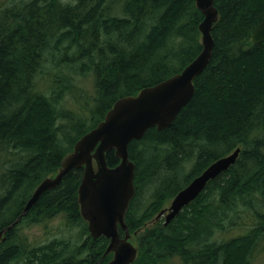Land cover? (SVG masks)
Wrapping results in <instances>:
<instances>
[{
	"label": "trees",
	"instance_id": "obj_1",
	"mask_svg": "<svg viewBox=\"0 0 264 264\" xmlns=\"http://www.w3.org/2000/svg\"><path fill=\"white\" fill-rule=\"evenodd\" d=\"M214 6L211 58L190 100L168 127H150L128 144L135 192L124 221L137 248L130 264H250L264 248V42L250 37L264 0ZM202 18L194 0L0 1V229L116 99L181 71L199 53ZM88 76L91 86L81 85ZM236 147V161L169 223L155 219ZM105 160L119 162L113 149ZM81 177L82 167L70 170L6 231L0 264L109 260L108 239L92 238L80 215ZM53 218L61 235L45 224ZM26 220L44 222L40 236L22 232Z\"/></svg>",
	"mask_w": 264,
	"mask_h": 264
},
{
	"label": "water",
	"instance_id": "obj_2",
	"mask_svg": "<svg viewBox=\"0 0 264 264\" xmlns=\"http://www.w3.org/2000/svg\"><path fill=\"white\" fill-rule=\"evenodd\" d=\"M203 15L198 24L201 50L179 72L142 87L136 94L119 97L106 111L101 121L81 135L72 150L66 153L53 176H46L33 189L21 214L13 222L0 229V241L5 233L24 215L46 190L57 186L62 177L73 168L82 167L78 186V202L81 217L87 223L92 238L104 236L108 243L103 255L112 253L103 264H130L137 248L129 240L130 233L124 215L135 188L134 162L129 158L128 144L139 140L150 127L157 130L168 127L180 109L194 92V79L207 66L214 46L211 34L218 17L214 0H194ZM253 43L264 42V18L252 29ZM114 150L119 162L108 166L105 153ZM240 147L212 161L188 184L179 189L162 208L155 219L163 217L169 223L182 209L194 200L207 183L227 170L237 159ZM119 229L123 231L120 235ZM93 264H100L98 261Z\"/></svg>",
	"mask_w": 264,
	"mask_h": 264
},
{
	"label": "rangeland",
	"instance_id": "obj_3",
	"mask_svg": "<svg viewBox=\"0 0 264 264\" xmlns=\"http://www.w3.org/2000/svg\"><path fill=\"white\" fill-rule=\"evenodd\" d=\"M1 1V0H0ZM90 77H81L78 81L81 85L83 86H91V82H90ZM169 203V201H167L164 206H167ZM162 218V219H161ZM59 218H53L49 221H47L45 224L46 225H49L50 228H51V231L53 232V236H56L55 233H58L59 235H61L60 231H58V220ZM159 219L163 220V217H160ZM30 221L26 220V221H23L20 225V228L22 229V232L23 233H26L27 235H29L30 237L31 236H40V234L42 233V230H43V225L42 223H29ZM52 236V237H53ZM72 236V234H71ZM112 256V253H110V257ZM109 257V258H110ZM166 264V263H165ZM167 264H180L179 261L177 260H172L170 261V263H167ZM250 264H264V248L262 249H259L256 251L255 253V256L253 258V260L251 261Z\"/></svg>",
	"mask_w": 264,
	"mask_h": 264
},
{
	"label": "bare ground",
	"instance_id": "obj_4",
	"mask_svg": "<svg viewBox=\"0 0 264 264\" xmlns=\"http://www.w3.org/2000/svg\"><path fill=\"white\" fill-rule=\"evenodd\" d=\"M196 29H197V28H196ZM250 35H251V34H250ZM250 37H251V36H250ZM197 54H198V53H197ZM45 94H46V93H45ZM81 94H82V93H81ZM83 94H84V93H83ZM69 97H70V96H69ZM61 98H62V97H61ZM62 101H63V100H62ZM58 102H59V101H58ZM52 103H53V102H52ZM60 103H61V102H60ZM58 105H59V104H58ZM63 105H64V103H63ZM61 106H62V105H61ZM61 106H60V107H61ZM57 107H58V106H57ZM64 108H65V107H64ZM56 109H57V108H56ZM56 109H55V110H56ZM62 110H63V109H62ZM68 112H69V111H68ZM73 120H74V119H73ZM203 170H204V169H203ZM203 170H202V171H203ZM202 171H201V172H202Z\"/></svg>",
	"mask_w": 264,
	"mask_h": 264
}]
</instances>
